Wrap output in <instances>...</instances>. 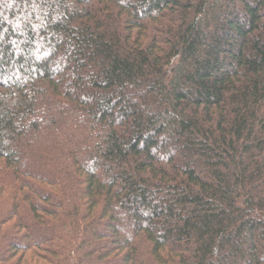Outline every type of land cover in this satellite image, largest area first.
Returning <instances> with one entry per match:
<instances>
[{
	"label": "trees",
	"instance_id": "trees-1",
	"mask_svg": "<svg viewBox=\"0 0 264 264\" xmlns=\"http://www.w3.org/2000/svg\"><path fill=\"white\" fill-rule=\"evenodd\" d=\"M0 264H264V0H0Z\"/></svg>",
	"mask_w": 264,
	"mask_h": 264
},
{
	"label": "rangeland",
	"instance_id": "rangeland-1",
	"mask_svg": "<svg viewBox=\"0 0 264 264\" xmlns=\"http://www.w3.org/2000/svg\"><path fill=\"white\" fill-rule=\"evenodd\" d=\"M105 242V241H104Z\"/></svg>",
	"mask_w": 264,
	"mask_h": 264
}]
</instances>
